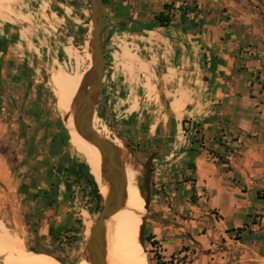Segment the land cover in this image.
I'll list each match as a JSON object with an SVG mask.
<instances>
[{
  "label": "crops",
  "instance_id": "obj_1",
  "mask_svg": "<svg viewBox=\"0 0 264 264\" xmlns=\"http://www.w3.org/2000/svg\"><path fill=\"white\" fill-rule=\"evenodd\" d=\"M40 1L49 2L0 0V146L13 142L26 215L42 222L38 241L48 242L50 223L76 228L77 238L90 234L93 223L87 220L91 202L83 199L92 198L87 181L77 182L67 170L81 162L71 160L63 136L42 132L46 120L32 98L46 70L69 143L85 161L72 135L80 81L60 67L65 46L41 30ZM114 1L111 14L122 19L111 20L108 32L104 18L99 106L117 136L137 146L157 142L151 185L159 191L152 190L146 224L161 253L157 264H168L186 243L191 246L182 254L193 252L191 264H264V43L250 46L261 38L245 15L251 6L247 0ZM162 11L171 14L167 25L157 19ZM99 127L107 131L105 123ZM9 165L0 149V173ZM97 182L106 194L102 172ZM181 194L193 214L204 213L203 229L187 238L170 223ZM217 198L223 205L210 203ZM135 202L129 230L139 239L142 193ZM228 214L231 225L224 224Z\"/></svg>",
  "mask_w": 264,
  "mask_h": 264
},
{
  "label": "rangeland",
  "instance_id": "obj_2",
  "mask_svg": "<svg viewBox=\"0 0 264 264\" xmlns=\"http://www.w3.org/2000/svg\"><path fill=\"white\" fill-rule=\"evenodd\" d=\"M109 3L110 0H105V2ZM43 21H41V25L43 27V33L46 34L49 32V36L52 37L53 40L57 41L58 46H65L66 53L65 55V62L62 63L60 66L66 72L74 74V77H78L80 81V86L83 83L85 74L88 70V66L90 64V46L89 40L92 36L93 26L91 22V8H90V1L89 0H49L47 3H43ZM249 6H251L252 10L249 12L248 15L251 24L254 27V34L256 36H261L258 39L257 43H251L250 46H255L262 48L264 43L263 33H264V0H247L245 1ZM224 9H227L225 6ZM240 9H243L240 6ZM56 10L58 13L57 15H51V11ZM50 16H48L47 15ZM239 15H243V12L239 11ZM48 16V17H47ZM111 19L105 17V25L107 26V31L109 32V26L111 25ZM46 30V33L44 32ZM42 35V33H41ZM56 45V46H57ZM248 46H241L242 50H246ZM59 49V47H57ZM257 53H263V51H256ZM263 63V62H262ZM59 67V68H60ZM43 73V79L38 82V86L35 89H32L33 100L38 103V106L41 108L39 112L40 117L43 120H46L45 124H43L40 129L42 128V132L46 131L48 135L53 134H60V137L63 136L64 144L66 145V150H68L69 156L71 160L78 159L80 162L87 164L89 168V173L97 182V176L92 173L91 166L88 162V158L85 156V161L78 157V154L74 147L69 143V136L68 131L64 123L65 115L61 114L58 109L56 108L55 102L56 97L52 86L50 84V74ZM38 107V108H39ZM98 117L100 119H98ZM105 123L107 126V131L102 130L99 127L100 123ZM62 123V124H61ZM99 123V124H98ZM63 125L64 132L61 131L59 127ZM93 125L94 128L102 135L108 137L109 139L115 141L116 143H120L122 147H124L123 142L120 138L115 134L113 124L111 121L107 120L104 115L102 108L98 105L94 111V118H93ZM31 132H34V128L31 129ZM72 135L77 144V141L74 136L73 126H72ZM113 138V139H112ZM116 140H115V139ZM133 152V155H130L128 158V162H133L137 165V169L139 170L138 173V184L141 185L143 173H144V162L149 157L150 153L152 152L153 148L157 145L156 140H148L141 142L140 146L133 141L127 142ZM78 145V144H77ZM2 150L10 157L12 160V164L9 165V171L5 173H0V219L4 222L7 226L8 231L14 235L19 236L24 244L27 246L29 253L31 254L32 258L37 261L39 264H48L46 252L43 251H36L33 247H38L40 249H46L53 251L56 255L63 258L67 264H90L88 260L85 259V247L86 241L89 236L86 233L77 239H73V237L62 239V244H56L54 240L51 238L48 242L45 241H38L39 237V229L41 225V221H32L30 220L25 211V204L23 199V189L18 186L19 174V163H17V158L14 155V145L13 142L8 145L3 144ZM98 184V182H97ZM99 186V184H98ZM151 189L158 190L159 189L155 186L151 185ZM152 198V197H151ZM86 200V204L89 203L90 200V215H87L88 222L96 221L100 209L96 207V201L93 198L87 199V197L83 198ZM181 201L178 204L172 205V212L170 215V223L172 224L173 228H177L179 235L187 238L190 236V232L199 229H203V220H204V213L198 212L197 214H193L192 208H190L188 201L190 199L185 198L184 194H181ZM222 199L217 198L210 203L220 202L222 204ZM224 202V201H223ZM151 205V204H150ZM151 209L146 210L143 209V214L147 215V222L148 218L151 214ZM139 211V212H138ZM137 211L136 215L140 213L141 208ZM234 216L228 214V217L224 218V224L231 225L232 218ZM220 219V218H219ZM134 217L131 218L129 225L133 223ZM54 224V223H53ZM147 224V223H146ZM55 225V224H54ZM147 226V225H146ZM147 228V227H146ZM247 229V225L241 226V229L238 231V235ZM133 236H134V246L135 249L138 250L141 255L147 261V264H157V262H161V257L159 261H157L158 248L153 247L150 244V241H145V246L143 247L135 233L134 228L130 229ZM205 230V229H204ZM145 229V236L147 235ZM240 232V233H239ZM71 234V233H70ZM191 245L183 244L181 251L175 252L173 255L170 256L168 259V264H191L193 260V252L182 254L183 251L188 249ZM108 234H107V241H106V259L108 262ZM1 262V259H0Z\"/></svg>",
  "mask_w": 264,
  "mask_h": 264
},
{
  "label": "water",
  "instance_id": "obj_3",
  "mask_svg": "<svg viewBox=\"0 0 264 264\" xmlns=\"http://www.w3.org/2000/svg\"><path fill=\"white\" fill-rule=\"evenodd\" d=\"M89 1L93 26L92 36L89 40L92 65L87 70L83 83L74 98L72 117L76 130L98 148L101 155L102 175L109 186L107 193L102 194L103 205L101 211L92 225L86 241L85 259H88L90 264H107V220L119 211L124 204L127 187L126 162L129 156L133 155V152L122 136L118 137L123 142L124 147L100 134L93 125L94 111L101 103L100 95L105 71L104 18L108 17L115 22L122 18H114L111 14L115 4L114 0H110V4H106L103 0ZM122 152L126 153V159L123 158ZM157 154L158 151L153 150L144 162L142 183L139 185L145 200L144 208L146 210H149L151 204L153 161ZM146 223L147 215L143 214L139 228V242L143 247L145 246Z\"/></svg>",
  "mask_w": 264,
  "mask_h": 264
},
{
  "label": "bare ground",
  "instance_id": "obj_4",
  "mask_svg": "<svg viewBox=\"0 0 264 264\" xmlns=\"http://www.w3.org/2000/svg\"><path fill=\"white\" fill-rule=\"evenodd\" d=\"M90 64L92 59L89 52ZM73 132L82 153L88 158L92 173L101 175V155L98 148L75 128L72 120ZM126 159V153L122 152ZM133 162H126L127 187L122 208L107 220L108 233V262L107 264H147L141 253L135 249L134 236L129 230L128 213L137 208L136 202L141 194L138 184L139 170ZM3 220V219H2ZM0 219V264H39L35 261L23 240L12 235L4 222Z\"/></svg>",
  "mask_w": 264,
  "mask_h": 264
},
{
  "label": "trees",
  "instance_id": "obj_5",
  "mask_svg": "<svg viewBox=\"0 0 264 264\" xmlns=\"http://www.w3.org/2000/svg\"><path fill=\"white\" fill-rule=\"evenodd\" d=\"M166 7L170 9L172 7V4H166ZM157 19L159 20V22L162 25H167L170 22L171 14L169 12L165 13L162 11L159 14H157ZM2 145L0 146V149L3 153H5L2 150ZM7 159L9 161V163L12 164V160L10 159V157L8 155H7ZM219 159L222 162H225V160L221 156H219ZM67 170L74 174L75 180L77 182H80L82 178L86 179L87 185L89 187V193L91 194L92 198L96 201L97 209L102 208L103 195L100 192V188H99L97 182L90 175L89 168H88L87 164L81 162L78 166L71 165V166L67 167ZM193 197H196V196H193ZM238 229H241V228H238ZM75 230H76V228H68V227L63 226V225H54L53 223H50V226H49V234L51 235V238L54 240V242L56 244H62L63 243L62 242L63 237H65V238L73 237V239H77V235L75 233H72V231H75ZM148 240L151 241L152 244L157 243V240H151V236L146 235L145 241H148ZM33 249L36 251L46 252L45 255L47 257L48 264H67V262L63 258L56 255L51 250L40 249L38 247H33ZM156 255L158 257L157 261H159L161 254H158L156 252ZM157 263H160V262H157Z\"/></svg>",
  "mask_w": 264,
  "mask_h": 264
}]
</instances>
